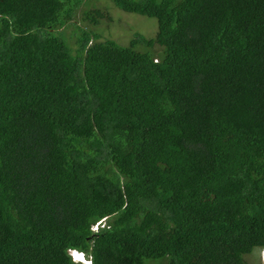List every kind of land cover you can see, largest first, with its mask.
<instances>
[{"label": "trees", "instance_id": "trees-1", "mask_svg": "<svg viewBox=\"0 0 264 264\" xmlns=\"http://www.w3.org/2000/svg\"><path fill=\"white\" fill-rule=\"evenodd\" d=\"M109 1L155 37L78 28L72 50L79 0H0V264H245L264 249V0Z\"/></svg>", "mask_w": 264, "mask_h": 264}, {"label": "rangeland", "instance_id": "rangeland-1", "mask_svg": "<svg viewBox=\"0 0 264 264\" xmlns=\"http://www.w3.org/2000/svg\"><path fill=\"white\" fill-rule=\"evenodd\" d=\"M95 11H99L104 16V18L99 19L97 26L85 21V17L88 18L86 14L94 13ZM73 12L74 17L71 23L67 25L63 33L57 34L58 37L66 42L67 47L69 44L72 50L76 47L74 41L76 40L75 35L79 33L78 28L86 29L99 35L100 41H114L122 47L129 46L130 41L135 36L150 39L154 38L157 32L155 19L123 13L115 8L109 0H79ZM243 260L245 264H264V250L255 248L250 254L243 256Z\"/></svg>", "mask_w": 264, "mask_h": 264}, {"label": "clouds", "instance_id": "clouds-1", "mask_svg": "<svg viewBox=\"0 0 264 264\" xmlns=\"http://www.w3.org/2000/svg\"><path fill=\"white\" fill-rule=\"evenodd\" d=\"M104 223L105 220H101L100 222L95 223L92 226L91 231L96 233L98 231V228L101 227V225ZM66 254L69 256L73 264H93V258L77 248L66 249Z\"/></svg>", "mask_w": 264, "mask_h": 264}]
</instances>
